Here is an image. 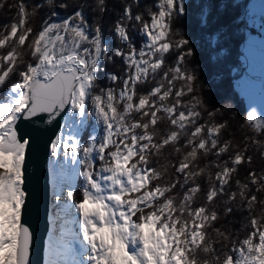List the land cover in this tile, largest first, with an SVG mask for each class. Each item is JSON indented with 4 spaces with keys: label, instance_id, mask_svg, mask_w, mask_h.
I'll list each match as a JSON object with an SVG mask.
<instances>
[{
    "label": "snow or ice",
    "instance_id": "1",
    "mask_svg": "<svg viewBox=\"0 0 264 264\" xmlns=\"http://www.w3.org/2000/svg\"><path fill=\"white\" fill-rule=\"evenodd\" d=\"M54 7L75 10L34 29L30 18L41 5L28 11L20 0L18 21L0 31V89L7 86L0 95V264H31L33 233L22 222L30 138L21 134L19 122L47 114L51 123L65 112L67 134H57L50 151L63 155L66 164L82 165L73 173L83 184L79 189L69 185L65 199L63 190L55 193L59 227L51 234L45 264H264V168L236 179L231 189L239 166L250 164L252 156L247 144L242 148L224 138L228 121L215 119L223 110L208 111L192 95L198 90V77L188 67L194 48L183 35L170 39L174 20L186 15L185 0H157L156 11L148 10L149 20L125 3L113 31L129 51L113 48L112 56L102 25H89L85 3L59 0ZM106 9V0H95L93 11ZM210 14L197 13L201 27L208 26ZM56 15L53 10L51 16ZM131 21L146 37L138 50L128 34ZM222 36H207L210 59L219 54ZM174 49L175 62L166 66ZM113 56L134 71L119 88L99 87L100 62ZM13 76L18 79L8 86ZM108 79L115 84L121 77L108 73ZM152 82L150 90H139ZM201 108L208 116L203 123ZM88 117L102 126V135L93 131L82 143ZM241 127L252 133L245 141L264 159V115L247 111ZM173 154L178 163L168 159ZM153 157H164L165 163L153 167ZM234 212L247 213L243 237L222 223Z\"/></svg>",
    "mask_w": 264,
    "mask_h": 264
},
{
    "label": "trees",
    "instance_id": "2",
    "mask_svg": "<svg viewBox=\"0 0 264 264\" xmlns=\"http://www.w3.org/2000/svg\"><path fill=\"white\" fill-rule=\"evenodd\" d=\"M4 2V0H0ZM59 0H53L52 5H49L48 0H23V3L27 7L28 11L39 4L41 8L38 9V15L30 18L31 26L39 28L43 20L51 18L54 22H60L67 18L75 9L69 8L67 10L54 7ZM69 3H85L88 7L85 9V16L89 25L94 26L96 23H100L103 29L104 39L108 42V56H112L111 49L121 48L123 51L128 52V46L122 44L116 37L113 29L115 22L119 18L123 11L125 3L131 4L134 14L141 13L144 15L145 20H149L148 10L156 11L154 7L157 0H106L107 9L104 13L93 11L95 7V0H68ZM186 2V15L178 16L173 22V34L170 39L178 40L181 35L185 36L191 41V47L194 48L195 55L190 58L188 67H190L197 75L195 81V87L198 89L192 95L200 97L207 107L208 111L214 109H222L221 113H217L215 119L217 121L227 120L229 129L224 133V138H231L235 144H239L242 148L245 144L248 145L247 155L252 156V162L250 164H243L239 166L238 172L233 177L231 189H235V180H244L248 172L255 170L257 173L264 168V159L260 158L259 150L251 141H245L246 136H251L252 133L247 127H241L246 116V110L244 102L237 90V81L242 74V62L240 60V51L246 24L244 23L242 13L243 0H185ZM20 0H6L3 8H0V31L4 30V26L10 25L14 21H18V6ZM203 9L204 11L211 12L208 18V26L201 27L197 19V13ZM55 10L56 16H51V12ZM141 25L135 21L129 22L128 34L133 45L138 50L146 41V37L142 36L139 29ZM222 33V40L219 45V54L210 59V48L207 42V36L211 33ZM249 32L253 33L249 28ZM178 50H173L169 53L165 60L166 66L174 64ZM100 71L97 72V84L99 87L107 88L114 87L119 88L122 85L123 78L126 77L128 71H134V69H128V66L124 63L122 57L113 56L112 60L103 59L100 62ZM108 73H115L121 77V80L113 84L108 79ZM18 79V76H13L9 81V85ZM159 79V77H157ZM154 82L149 85L138 86L140 91H148L153 86ZM179 87V82H177ZM7 86L4 89H0V95L6 91ZM98 91V89H97ZM191 96L183 97L184 101H189ZM203 113L201 123L208 119L207 111L204 108L200 109ZM95 131L97 137L102 135V126L95 123L94 117H88V124L86 130L81 134L82 143H87L90 134ZM264 140V137H260ZM183 143V141H181ZM171 149H165V153L170 152ZM153 167H159L160 164L165 163L164 157H153ZM173 163H178L179 157L175 154L168 157ZM214 156L208 157V160H214ZM227 159V156L222 157ZM157 161L159 163H157ZM206 161H201L205 163ZM96 168L100 166V161H95ZM83 166L80 165L79 169ZM215 171V169H213ZM169 172H174V169H169ZM201 184H206L202 178L199 181ZM83 184V178L78 175L75 188L79 189ZM203 202V193L197 197V203ZM247 213L234 212L232 216L228 218V223L232 232H239V235L243 237L246 235V231H241L242 225L247 223L245 217ZM219 226V225H218Z\"/></svg>",
    "mask_w": 264,
    "mask_h": 264
},
{
    "label": "water",
    "instance_id": "3",
    "mask_svg": "<svg viewBox=\"0 0 264 264\" xmlns=\"http://www.w3.org/2000/svg\"><path fill=\"white\" fill-rule=\"evenodd\" d=\"M249 33V30H247ZM242 46V44H241ZM240 46V47H241ZM244 62V75L250 80L261 83L264 90V79L259 75H249L245 71V57L240 55ZM67 113H61L56 120L47 123V114H41L30 121H20L21 134H27L30 138V146L26 155V179L27 208L22 222L33 233V245L31 249V264H45L47 240L51 232L55 230L53 223L54 211V181L52 177V154L50 144L57 134L64 132V117Z\"/></svg>",
    "mask_w": 264,
    "mask_h": 264
},
{
    "label": "rangeland",
    "instance_id": "4",
    "mask_svg": "<svg viewBox=\"0 0 264 264\" xmlns=\"http://www.w3.org/2000/svg\"><path fill=\"white\" fill-rule=\"evenodd\" d=\"M243 1H245V4L243 5L244 12L242 17L246 24V29L241 43L242 46L239 48L240 55L245 57V71L249 75H259L264 79V0ZM249 28L252 29L253 33H247ZM240 60L243 69L237 81V90L244 102L245 110L247 112L254 108L258 114L264 115V90L261 87V83L245 77L244 62L241 57ZM64 133L67 134V129ZM52 169V176L56 185L53 199L56 200L55 193L60 191L57 186L63 182L61 181L62 179L70 182L71 187L75 188L77 175H74L73 169H78V164L72 165L70 161L66 164L63 155L52 156ZM63 188L65 195L62 196V199H65L66 191L69 187L65 184ZM73 215L78 218L77 212L73 213ZM76 230L78 231V228Z\"/></svg>",
    "mask_w": 264,
    "mask_h": 264
},
{
    "label": "bare ground",
    "instance_id": "5",
    "mask_svg": "<svg viewBox=\"0 0 264 264\" xmlns=\"http://www.w3.org/2000/svg\"><path fill=\"white\" fill-rule=\"evenodd\" d=\"M64 131H65V129H64ZM61 184V185H60ZM59 184V186H57V188L61 191V190H63V192H64V186H65V184L66 183H64V182H61ZM56 187V185L54 184V187H53V191H54V188ZM53 201H54V211H55V216L53 217V223H54V225H55V230H58V227H59V221H57L56 220V216H57V213H58V211H59V206H58V204H57V201L56 200H54L53 199ZM54 231V230H53ZM53 232H51V234H52ZM51 234H50V236L48 237V240H47V243L49 242V240H50V237H51ZM47 248H48V245H47ZM47 260V249H46V258H45V261Z\"/></svg>",
    "mask_w": 264,
    "mask_h": 264
}]
</instances>
